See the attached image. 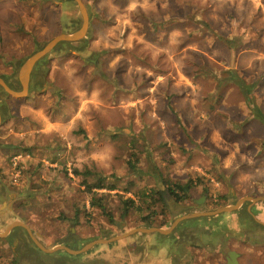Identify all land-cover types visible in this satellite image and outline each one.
<instances>
[{
  "label": "rangeland",
  "instance_id": "374dc122",
  "mask_svg": "<svg viewBox=\"0 0 264 264\" xmlns=\"http://www.w3.org/2000/svg\"><path fill=\"white\" fill-rule=\"evenodd\" d=\"M84 2L87 36L60 43L38 63L28 96L14 98L0 86V207L12 204L53 248L71 237L84 246L136 228L166 229L160 225L187 213L264 197V123L250 101L264 112V0ZM82 23L75 0H0V77L21 90L23 63L62 27ZM233 71L252 85L249 97ZM75 168L90 170V183L103 176L117 186L99 190L113 220L91 207L86 176ZM166 179L192 180L191 197L178 202L166 194V205L149 207L140 193L163 189ZM128 196L143 211L122 216ZM254 205L246 201L230 216L248 226L221 221L220 234L205 233L208 222L220 221L215 216L187 223L168 240L160 232H137L97 244L87 263L224 264L235 245L246 264L254 249L264 264V229L248 212ZM150 213L148 226L143 216ZM20 235L23 250L15 259L12 245ZM26 236L14 232L0 264H59L60 256L44 258ZM157 240L169 241L168 254L147 248ZM172 244L184 256L193 251L192 259H171Z\"/></svg>",
  "mask_w": 264,
  "mask_h": 264
},
{
  "label": "water",
  "instance_id": "95a60500",
  "mask_svg": "<svg viewBox=\"0 0 264 264\" xmlns=\"http://www.w3.org/2000/svg\"><path fill=\"white\" fill-rule=\"evenodd\" d=\"M75 1L77 2L78 6H79V9L81 11L82 18H83V23H82L81 28L79 30L73 32V33H60V34L56 35L49 42H47L41 49L36 51L33 55H31L23 63V65L21 66L20 71H19V80H20V83L22 86L21 90H16L3 77H0V86L2 88H4V90L6 92H8L11 96H13L14 98L20 99V98H25L28 96L31 78H32V73L34 71V68L38 65V63L41 60L46 58L60 43H63V42H80L87 36V33L89 31V26H90V16H89L87 6H86L84 0H75ZM1 124H2V113L0 110V126H1ZM204 200H205V198L204 199L202 198V200H197V202L201 203ZM250 200L253 202L264 201V197L263 196H260V197L247 196V197H243V198L239 199L235 204H232V205L221 206V207H218L214 210L187 213V214H184V215L178 217L170 225L169 228H166V229H161L159 227L136 228L134 230H131L125 236H117L114 238H110L108 240H95L93 242H90V243L84 245L79 250H72V249H70L64 245L58 246L57 248H54V249H47L41 244V242L35 236L32 235V238L34 239L37 246L43 251L54 252L55 250H58V249H64L71 254H80V253H83V252L90 250L91 248H93L97 244L109 243V242H113L116 240H120L124 237H127V236L132 235V234L137 233V232H160L162 234L168 235V234H171L180 225V223L185 221V220L197 218V217H203V216H216V215H220V214H223L226 212H232V211L239 209L246 201H250ZM15 225L24 226L31 233L30 228L24 222L16 221L12 225H10L4 232H1L0 237L7 236L9 234V232L11 231V229ZM239 257H240L239 252H237L236 250H231L228 252V256H227L225 264H241L239 261Z\"/></svg>",
  "mask_w": 264,
  "mask_h": 264
},
{
  "label": "crops",
  "instance_id": "0c3cea01",
  "mask_svg": "<svg viewBox=\"0 0 264 264\" xmlns=\"http://www.w3.org/2000/svg\"><path fill=\"white\" fill-rule=\"evenodd\" d=\"M36 7V6H35ZM25 15H29V12L28 13H25ZM60 33H62L61 31L58 33V34H60ZM57 34V35H58ZM36 68V67H35ZM34 68V69H35ZM33 74V73H32ZM32 79V78H31ZM2 113V112H1ZM3 120V119H2ZM0 181H1V179H0ZM1 185V184H0ZM263 204V205H262ZM229 205V204H228ZM253 205V204H252ZM262 205V206H261ZM225 206V205H224ZM264 201H256V206L254 205V208L253 209H249V214H252L253 215V217H252V220L254 221V223H256L257 225L258 224H261L262 225V227H263V229H264ZM13 206H12V204H7V203H5L3 206H1L0 207V233L1 232H4L10 225H12L14 222H16V221H21V222H24L29 228H30V230H31V233L29 232V230L26 228V227H24V226H19V225H15L12 229H11V231L9 232V234L7 235V236H5V237H0V242H2V241H4V244L2 245V246H4V247H9V246H11L12 244H10V240H11V238H12V236H13V234H14V232L17 230V229H20V230H22V231H24L25 232V234L27 235L26 237H28V238H30V240H31V243H33V244H35V246H36V248H38V251H39V253L40 254H43V255H45L44 256V258H47L49 255H52V256H54V257H56V256H60V258L58 259V262H59V264H77L78 263V261H79V259H81V258H86L87 257V255L90 253V252H94V249L96 248V246H94L93 248H91L90 250H88V251H86V252H83V253H80V254H71V253H69V252H67L66 250H64V249H58V250H55L54 252H46V251H43V250H41L38 246H37V244L35 243V241H34V239L32 238V235L33 236H35L40 242H41V244L45 247V248H47V249H54V248H57L58 246H61V245H57V246H55V247H53V248H48L47 247V245H46V243L43 241V239H42V236L38 233V232H36V231H34V229L32 228V226H30L29 225V223L28 222H25L24 220H23V218H21L20 216H18V215H16L15 214V212H14V210H13V208H12ZM242 207V206H241ZM241 207L239 208V209H241ZM238 210V209H237ZM206 211H208V210H206ZM235 214H238V212L235 210V211H232V212H226V213H223V214H220V215H216L217 217L219 216L220 217V221H219V218H217L218 220H216L217 221V223L215 224L214 223V221H211V222H208L209 223V225L210 226H207L206 228H205V233H209L210 235H212V234H214V233H217V234H220L221 232L219 231V230H217L218 228H220V229H222V224H221V221H226L227 222V227H230V226H232L234 229H238L239 227H243V226H248V225H250L249 223H247L246 221H241V220H239V219H231V217L230 216H234ZM205 217H215V216H203V217H197V218H192V219H188V220H185V221H183V222H181L180 223V225L176 228L178 231L179 230H182V229H185V225H188V224H198L199 223V221H203V219L205 218ZM223 217V218H222ZM199 218V220H197ZM222 218V219H221ZM10 219V220H9ZM209 219H211V218H209ZM214 219H216V218H214ZM1 220H5V222H1ZM10 221V222H8V223H6L7 221ZM6 223V224H5ZM188 223V224H187ZM230 225V226H229ZM175 229V230H176ZM174 230V231H175ZM173 231V232H174ZM214 232V233H213ZM162 235V234H161ZM165 236V238L168 240L170 237L172 238L173 236H166V235H164ZM164 236L162 235L161 236V238H164ZM19 238H20V240H19V242H20V244L19 245H17V247H19V249L18 250H20L21 251V244H22V235H20V236H18ZM156 237H160V236H156ZM174 237H176V236H174ZM74 238V237H73ZM72 237L70 238L71 239V241L70 242H64V246H66V247H68V248H70V249H72V250H79V249H81L83 246H79V245H77L76 243H78V240H74ZM170 238V239H171ZM155 239V238H154ZM158 239V238H157ZM146 240V239H145ZM144 240V241H145ZM159 240H157V242H154V243H152L151 241H148V244H146V246H147V248L149 247V246H154L155 248V251H157V252H159V251H163V252H166L167 254L169 253V249L171 248H167V244H168V242L169 241H167V242H165V244H162V241L161 242H158ZM163 241H165V239L163 240ZM226 242H231L229 239H226ZM75 243V244H74ZM145 243H147V241L145 242ZM167 243V244H166ZM222 243V242H221ZM220 243V244H221ZM15 243H13V245H12V247H15L16 246V244L14 245ZM222 244H225V243H222ZM220 245V247L221 246H223V245ZM173 245H175V244H172V246ZM2 246H0V249L2 248ZM144 246V245H143ZM233 247H235L234 249H230L229 251H231V250H236L237 252H239L240 253V257H239V261H240V263L241 264H246V262L244 261V259H243V255H242V253L239 251V249L237 248V246H235V245H231L230 246V248H233ZM192 248V247H191ZM228 248H229V246H228ZM257 248V247H256ZM164 249V250H163ZM220 248H218L217 250H219ZM23 250V249H22ZM173 251H176L174 254V256H171V259H173V258H177L178 259V261H180V259H188V260H191L192 259V257L191 256H193V251H191V254H189L190 255V257L189 256H184V254H183V250H182V248H181V246H180V244L177 246V245H175V247H174V249H173ZM228 251V252H229ZM254 251H255V257L252 259V264H262V260H261V258L260 257H258V256H256V249H254ZM22 252V251H21ZM193 253V254H192ZM166 254V255H167ZM13 257L15 258V259H17V257L18 256H14L13 255ZM189 257V258H188ZM42 259V258H41ZM144 260V262H148L149 261V256H148V254H146V256H145V258L143 259ZM47 263V262H46ZM180 263V262H179ZM226 263V262H225ZM224 263V264H225ZM49 264H52V262H50ZM55 264H58L57 262L55 263ZM181 264V263H180ZM185 264H187V263H185Z\"/></svg>",
  "mask_w": 264,
  "mask_h": 264
},
{
  "label": "trees",
  "instance_id": "16d2710c",
  "mask_svg": "<svg viewBox=\"0 0 264 264\" xmlns=\"http://www.w3.org/2000/svg\"><path fill=\"white\" fill-rule=\"evenodd\" d=\"M79 30V28L75 29H70L67 26L62 27L61 32L62 33H73L75 31ZM49 42V41H48ZM59 46V45H58ZM57 46V47H58ZM57 47L55 49H57ZM42 48V47H41ZM40 48V49H41ZM54 49V50H55ZM53 50V51H54ZM234 77L238 79L240 82V76L233 71ZM241 85L246 89L247 97H249V94H251V91L253 89L252 85L247 83L246 80L241 79ZM251 105H252V111L254 113V116L258 118L262 123H264V112L260 108L258 104H255L253 101V98H250ZM136 152H133L132 155H136ZM129 164L131 168L135 171L138 170V164L137 161L129 160ZM89 171L87 172H81L79 168H75V173L76 174H85L86 178L84 180V183L86 184V191L91 195V207L92 208H100L104 213L109 214L110 218L113 220L112 214H110L109 211H107V204L104 198V194H100L99 190L100 189H108L114 190L117 188L116 185L114 184H107L105 182V178L103 176H97L96 181L90 183L87 179V176L89 175ZM92 175V174H91ZM195 183L192 180H189L185 183L181 181H172V180H165L163 183L164 188L163 189H156V188H151L149 190H144L140 193L141 198L145 200L144 197H146V204L150 206H155L159 202H164L163 204L166 205V194H169L172 198H174L178 202H183L191 197V192L193 188L195 187ZM207 191V189L205 190ZM123 204H124V210L122 216H126L131 209H135L138 212L143 211V205L137 202L134 198L131 197H126L123 199ZM219 207L224 206L221 203L217 204ZM153 214H148L143 216V220L146 221L148 226L153 225ZM169 222H164L160 227L163 228H169L170 227Z\"/></svg>",
  "mask_w": 264,
  "mask_h": 264
},
{
  "label": "flooded vegetation",
  "instance_id": "af4514ba",
  "mask_svg": "<svg viewBox=\"0 0 264 264\" xmlns=\"http://www.w3.org/2000/svg\"><path fill=\"white\" fill-rule=\"evenodd\" d=\"M244 205V204H243ZM242 205V206H243ZM264 207V206H263ZM73 238V237H72ZM6 248L7 247H4V246H2V248L0 249V254H5V252H7V250H6ZM14 248V250L13 251H11L12 253H13V255L16 257L17 256V252L16 251H18V249H19V247H17V246H15V247H13ZM20 253V252H19ZM94 256V255H93ZM227 259V258H226ZM100 261V260H99ZM88 262V259L86 260V258L84 257V258H81V259H79V261H78V263L77 264H86ZM87 264H89V263H87Z\"/></svg>",
  "mask_w": 264,
  "mask_h": 264
}]
</instances>
